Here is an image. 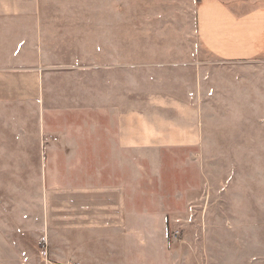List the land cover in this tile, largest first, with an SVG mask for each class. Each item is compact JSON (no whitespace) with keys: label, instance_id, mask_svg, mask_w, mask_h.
Listing matches in <instances>:
<instances>
[{"label":"rangeland","instance_id":"rangeland-1","mask_svg":"<svg viewBox=\"0 0 264 264\" xmlns=\"http://www.w3.org/2000/svg\"><path fill=\"white\" fill-rule=\"evenodd\" d=\"M43 6L66 43L82 48L76 90L84 109L67 125L97 124V139H114L119 120L105 114L106 106L127 107L131 145L147 153L146 167L153 158L161 169L169 194L161 200L173 214L163 252L176 264H264V57L214 61L195 35L190 0H43ZM95 44L97 78L85 64ZM95 102L90 113L85 107ZM201 139L221 147H191ZM33 166L0 164V232L24 264H67L58 258L57 179L41 195L39 179L29 178ZM50 167L55 176L57 164ZM20 168L29 171H12Z\"/></svg>","mask_w":264,"mask_h":264},{"label":"crops","instance_id":"crops-1","mask_svg":"<svg viewBox=\"0 0 264 264\" xmlns=\"http://www.w3.org/2000/svg\"><path fill=\"white\" fill-rule=\"evenodd\" d=\"M190 1L196 3L195 35L214 61L242 64L264 57V0ZM43 9V0H0V164H37L29 178L39 179L41 195H49V181L57 179L63 263L176 264L163 252L173 214L161 200V169L153 158L146 167L147 153L131 145L123 114L128 108L106 106L105 114L119 120L114 139H97V124L67 125L70 117L80 120L84 109L76 90L82 83V48L66 43ZM89 52L85 64L89 76L97 78V45ZM198 76L204 82L205 69ZM71 83L74 90L61 89ZM96 103L85 108L96 111ZM69 131H75L73 139L66 138ZM87 131L89 138L83 139ZM193 142L191 147H221L217 140ZM51 164H57L55 176ZM3 236L0 232V264H24Z\"/></svg>","mask_w":264,"mask_h":264}]
</instances>
